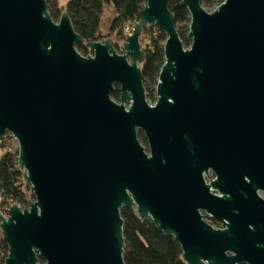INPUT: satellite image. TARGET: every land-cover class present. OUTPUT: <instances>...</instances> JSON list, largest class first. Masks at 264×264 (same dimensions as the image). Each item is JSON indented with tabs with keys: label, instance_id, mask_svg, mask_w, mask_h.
Returning a JSON list of instances; mask_svg holds the SVG:
<instances>
[{
	"label": "water",
	"instance_id": "water-1",
	"mask_svg": "<svg viewBox=\"0 0 264 264\" xmlns=\"http://www.w3.org/2000/svg\"><path fill=\"white\" fill-rule=\"evenodd\" d=\"M181 4L189 46L169 0H146L118 52L47 0H0V140H17L35 196L0 210L4 264H126L124 207L174 236L186 264H264V201L245 179L264 168V0ZM147 27L167 35L154 103Z\"/></svg>",
	"mask_w": 264,
	"mask_h": 264
},
{
	"label": "trees",
	"instance_id": "trees-1",
	"mask_svg": "<svg viewBox=\"0 0 264 264\" xmlns=\"http://www.w3.org/2000/svg\"><path fill=\"white\" fill-rule=\"evenodd\" d=\"M50 13L54 20H59L64 11H68L74 23L75 29L87 41L105 40L114 37L120 42L124 36V28L129 22L139 20L140 11L144 8L146 0H67L64 4L61 0H47ZM224 0H202L205 8L219 6ZM182 0H169V7L176 17L179 34L185 46L190 45L187 35L191 23L190 12L182 6ZM106 9H110L106 32L103 28V17ZM142 37L143 44L147 47L146 59L142 65L144 84L149 100L156 99V86L161 68L165 62L164 44L166 33L147 27ZM77 48L84 55L91 53L85 44H78ZM116 49L121 52L120 45ZM113 97L119 99L120 92L117 86ZM0 140V198L9 207L12 203H18L21 207H27L29 200L34 197L30 192V186L24 181L23 171L18 166V149L8 150L7 139ZM122 216L125 221V261L126 264H186L182 258L180 243L173 237L165 234L161 229L151 223L142 220L135 212L123 208ZM0 249L3 257L8 253V246L0 241Z\"/></svg>",
	"mask_w": 264,
	"mask_h": 264
},
{
	"label": "flooded vegetation",
	"instance_id": "flooded-vegetation-1",
	"mask_svg": "<svg viewBox=\"0 0 264 264\" xmlns=\"http://www.w3.org/2000/svg\"><path fill=\"white\" fill-rule=\"evenodd\" d=\"M114 39V38H113ZM115 40V39H114ZM116 41V45L123 42H119L118 40H115ZM149 100V99H148ZM150 101V100H149ZM156 101V99H155ZM151 102V101H150ZM139 138L141 140V142L147 146V139L144 135V133L142 131H139ZM256 177V181H254L255 177ZM204 177L207 181V183H211L213 180H216L217 179V173L215 172V170H213V168H209L208 170V174L204 172ZM254 177V179H253ZM245 179L248 183L252 184L251 186L249 185V190H250V193H255L256 196L263 200L264 201V168L261 169V170H258V171H249V174H247L245 176ZM251 187V188H250ZM249 190L247 192V194H249ZM211 191L213 194H216V195H219V196H222L219 188H214L212 187L211 188ZM229 197H230V194L228 193L227 194ZM131 211L135 212L138 216L139 214L130 209ZM201 211V214L204 216V220H206L210 225H212L213 227L215 228H224L225 225L223 224V222L217 218H214L212 214L208 213L207 211L205 210H200ZM140 217V216H139ZM141 218V217H140ZM142 219V218H141ZM143 220V219H142ZM144 221H147L149 223H151L152 225H154L151 221L149 220H144ZM228 221V220H227ZM155 226V225H154ZM174 237V236H173ZM242 264H247L246 262L242 263Z\"/></svg>",
	"mask_w": 264,
	"mask_h": 264
},
{
	"label": "rangeland",
	"instance_id": "rangeland-1",
	"mask_svg": "<svg viewBox=\"0 0 264 264\" xmlns=\"http://www.w3.org/2000/svg\"><path fill=\"white\" fill-rule=\"evenodd\" d=\"M216 8V7H215ZM208 11H213L214 8H206ZM111 12H110V9H106L105 10V13H104V17H103V28L106 32V27L108 25V17L110 16ZM111 38H114V37H111ZM115 40H118L116 38H114ZM123 40V39H122ZM122 40L120 42H122ZM142 40V39H141ZM143 42V41H142ZM119 52V50H117ZM115 98V97H114ZM117 101H119L120 99H117L115 98ZM151 103H154L155 101L153 100H150ZM7 145H8V148H12L13 150L14 149H18V142L15 138H9L7 139ZM29 185V184H28ZM30 186V185H29ZM30 192H31V189H30ZM32 193V192H31ZM34 197H32L31 199H34ZM0 210L3 211V213L6 215V210H7V207H5V205H3L2 201H1V198H0Z\"/></svg>",
	"mask_w": 264,
	"mask_h": 264
},
{
	"label": "built area",
	"instance_id": "built-area-1",
	"mask_svg": "<svg viewBox=\"0 0 264 264\" xmlns=\"http://www.w3.org/2000/svg\"><path fill=\"white\" fill-rule=\"evenodd\" d=\"M137 21H135V22H129V23H127V25L125 26V28H124V36H123V40L125 39V37H126V35L128 34H132V32H133V30H134V25H135V23H136ZM144 36V33H143V35H142V37ZM7 137H11V138H14L11 134H7L6 135ZM8 150H13L12 148H8ZM8 208V207H7Z\"/></svg>",
	"mask_w": 264,
	"mask_h": 264
},
{
	"label": "crops",
	"instance_id": "crops-1",
	"mask_svg": "<svg viewBox=\"0 0 264 264\" xmlns=\"http://www.w3.org/2000/svg\"><path fill=\"white\" fill-rule=\"evenodd\" d=\"M61 1H62V3H64V4L67 2V0H61Z\"/></svg>",
	"mask_w": 264,
	"mask_h": 264
}]
</instances>
